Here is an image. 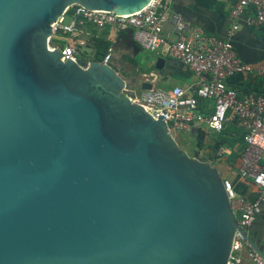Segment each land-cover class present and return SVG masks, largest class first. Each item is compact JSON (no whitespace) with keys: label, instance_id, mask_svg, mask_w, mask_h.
Masks as SVG:
<instances>
[{"label":"water","instance_id":"1","mask_svg":"<svg viewBox=\"0 0 264 264\" xmlns=\"http://www.w3.org/2000/svg\"><path fill=\"white\" fill-rule=\"evenodd\" d=\"M148 2L0 0V264H225L237 219L222 176L130 99L151 83L48 42L70 4L122 15Z\"/></svg>","mask_w":264,"mask_h":264},{"label":"built area","instance_id":"2","mask_svg":"<svg viewBox=\"0 0 264 264\" xmlns=\"http://www.w3.org/2000/svg\"><path fill=\"white\" fill-rule=\"evenodd\" d=\"M216 1L228 5L231 29L227 37H217L188 26L171 11L172 0H149L141 9L122 15L70 4L50 23L48 42L67 59L88 60L92 59L90 55L81 56L79 53L80 46L89 50L81 38L89 35L81 29L83 24L95 28L108 26L117 32L130 29L133 41L140 48L177 60L194 76L190 87L173 86L169 90L134 88L130 90V99L141 106L149 105L147 111L155 118L162 116L171 135L173 132H190L198 125L214 132H220L226 126L242 131L243 147L238 155L236 176L253 186L256 196L246 199L236 193L230 179L222 177L230 208L237 219V230L225 264H241L244 254L254 264H264V255L253 249L242 236V232L248 234L247 228L260 214L264 202V59L255 65L243 63L229 37L239 26V16L245 12H248L243 21L246 27L264 30V0ZM166 23L171 26V37L164 31ZM113 53V46L109 44L96 61L108 64ZM246 75L262 80V92L240 96L229 79H244ZM198 100L210 101V112H201ZM226 152L227 147L220 146L215 154L220 158Z\"/></svg>","mask_w":264,"mask_h":264},{"label":"crops","instance_id":"3","mask_svg":"<svg viewBox=\"0 0 264 264\" xmlns=\"http://www.w3.org/2000/svg\"><path fill=\"white\" fill-rule=\"evenodd\" d=\"M171 11L178 14L188 26L200 28L205 33L217 37H227L228 31L231 29V21L228 16V5L216 0H172ZM247 13L248 12H245L239 16V26L236 30L231 31L229 37L240 60L245 64L255 65L264 59V30L246 27L243 21ZM82 29L88 32V36H90L91 26L85 25ZM164 31L169 34L170 37L172 36L171 26L168 23L164 24ZM88 36L81 37L84 39L87 47L86 39ZM108 38L115 48L113 56L118 53L122 54L127 58V64L135 69L134 75H128V73L125 72L127 76L125 80H127L128 83L134 81V78L141 76L140 80L137 79L138 82L145 80L151 83V87L162 90H169L173 86L190 87L193 84L194 76L185 69L180 62L164 56L161 53H154L146 50L147 55L142 60L137 61L136 54L140 50V47L136 44L139 50L133 52V49L126 45L125 40L131 39L128 29L118 32L109 29ZM90 50L89 48V51ZM156 57H162L164 59L162 68L158 70H154L152 67ZM145 58L148 59L147 62H144ZM113 63L116 69L122 65L121 62L117 61ZM139 69H141V71H139ZM245 79L252 80L254 78L246 75L244 79L236 77L230 78L229 81H232L231 83H233V86L240 87ZM211 106L212 103L210 101L203 102L202 100H198V108L201 112H210ZM225 130L227 131L226 136L232 141V145L227 147V152L224 153L222 157H217L215 151L211 149V145L217 133L205 128L203 125L195 126L189 132L195 140V146L192 150L202 155V158H195L207 161L211 165L212 162H216V165L213 166L217 168L222 177L228 178L233 182L236 193L251 200L256 196V189L248 182L242 181L236 176L238 155L243 147L240 131L238 128L227 127ZM260 217L264 220V202L261 206V212L256 219ZM249 236L264 241V230ZM241 264L254 263L244 254Z\"/></svg>","mask_w":264,"mask_h":264},{"label":"trees","instance_id":"4","mask_svg":"<svg viewBox=\"0 0 264 264\" xmlns=\"http://www.w3.org/2000/svg\"><path fill=\"white\" fill-rule=\"evenodd\" d=\"M85 25H89L92 27L90 36H88L86 39V43L88 47L91 49L89 55L93 60H99L103 55V53L105 52L107 46L111 44L108 38V33L110 28L108 26H104L102 28H95L91 24H83V26H81V29ZM233 88L239 91L240 96L242 94H246L249 92L259 93L262 92V80L259 77H256L252 80L245 79V81L242 83L240 87L233 86ZM226 127L236 129V127L233 126H226ZM226 127L222 131L216 132L217 133L216 137L214 138L213 144L211 145L212 151H216L217 148L220 146L230 147L232 145L231 139L228 136H226L227 135V131L225 130ZM239 131L242 137V131L240 129Z\"/></svg>","mask_w":264,"mask_h":264},{"label":"rangeland","instance_id":"5","mask_svg":"<svg viewBox=\"0 0 264 264\" xmlns=\"http://www.w3.org/2000/svg\"><path fill=\"white\" fill-rule=\"evenodd\" d=\"M79 53L81 54V56H85V55L88 56L90 54V51L86 50L83 46H80ZM146 55H147L146 49L140 48V50L136 54V60L137 61L142 60ZM114 58H115L114 61L122 63V65L118 67L116 70L124 79H126L127 77L125 72H127L128 75H134L135 69L127 64L128 60L125 56L118 53L117 55L114 56ZM139 71H141V69H139ZM136 79L140 80L141 76L136 77ZM172 136L177 142V144L181 148H183L188 155L202 158V155L200 153H196L195 151L192 150L195 146V142H194L195 140L189 132H173ZM212 165H216V162H212ZM263 230H264V220L263 218L260 217L256 219V221H254V223L251 226L247 228V233L249 235H254L255 233H260Z\"/></svg>","mask_w":264,"mask_h":264},{"label":"bare ground","instance_id":"6","mask_svg":"<svg viewBox=\"0 0 264 264\" xmlns=\"http://www.w3.org/2000/svg\"><path fill=\"white\" fill-rule=\"evenodd\" d=\"M142 106H143L146 110H149V105H147V104H142Z\"/></svg>","mask_w":264,"mask_h":264},{"label":"flooded vegetation","instance_id":"7","mask_svg":"<svg viewBox=\"0 0 264 264\" xmlns=\"http://www.w3.org/2000/svg\"><path fill=\"white\" fill-rule=\"evenodd\" d=\"M114 57V56H113Z\"/></svg>","mask_w":264,"mask_h":264}]
</instances>
